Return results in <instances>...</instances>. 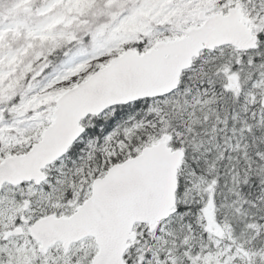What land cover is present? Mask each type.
Returning a JSON list of instances; mask_svg holds the SVG:
<instances>
[{
  "label": "snow or ice",
  "instance_id": "snow-or-ice-1",
  "mask_svg": "<svg viewBox=\"0 0 264 264\" xmlns=\"http://www.w3.org/2000/svg\"><path fill=\"white\" fill-rule=\"evenodd\" d=\"M0 264H264V0H0Z\"/></svg>",
  "mask_w": 264,
  "mask_h": 264
}]
</instances>
